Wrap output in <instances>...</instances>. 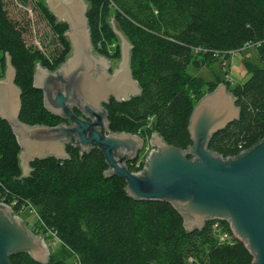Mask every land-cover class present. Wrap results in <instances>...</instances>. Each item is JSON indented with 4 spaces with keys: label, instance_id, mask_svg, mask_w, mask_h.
<instances>
[{
    "label": "trees",
    "instance_id": "16d2710c",
    "mask_svg": "<svg viewBox=\"0 0 264 264\" xmlns=\"http://www.w3.org/2000/svg\"><path fill=\"white\" fill-rule=\"evenodd\" d=\"M31 1L59 46L50 58L27 45V27L12 19L0 0V77L9 53L22 90L20 119L29 125L55 126L65 120L47 111L43 92L33 86V74L37 62L55 70L65 61L71 52L64 35L68 25L56 20L44 0ZM86 1L94 48L120 58L119 45L113 55L108 53L116 37L113 19L133 45V76L142 88L141 95L127 102L112 98L105 105L111 131L144 137L156 131L170 145L186 149L192 144L188 125L194 106L224 82L237 97L241 116L213 136L210 149L231 157L264 138V0ZM247 46L257 48L262 65L251 64L243 83L233 85L218 77L206 83L188 72L190 66H209ZM67 151L70 159L36 160L31 174L21 178L20 146L9 124L0 119L1 198L18 213L30 205L35 209L36 221L30 227L35 233H56L59 241L57 246L49 244L46 264H68L72 258L78 264L253 263L227 222L208 221L202 230L189 233L171 203L136 201L128 196L125 179L106 177L108 165L100 150L81 155L79 148L68 146ZM137 162L129 163L130 170L142 168L143 162ZM215 223L232 235V241H219ZM10 262L41 264L25 252L12 255Z\"/></svg>",
    "mask_w": 264,
    "mask_h": 264
},
{
    "label": "water",
    "instance_id": "95a60500",
    "mask_svg": "<svg viewBox=\"0 0 264 264\" xmlns=\"http://www.w3.org/2000/svg\"><path fill=\"white\" fill-rule=\"evenodd\" d=\"M45 5L58 22L68 25L64 35L71 52L55 70L37 62L33 86L43 92L47 111L65 122L29 125L20 119L22 90L6 53L0 119L9 124L20 146L21 178L31 174L36 160L70 159L68 146L79 148L81 155L98 149L108 165L105 176L125 179L130 198L171 203L189 233L202 230L208 221H225L253 256L252 264H264V138L231 157L209 147L215 134L241 116L229 86L221 82L198 100L188 125L192 144L186 149L170 145L156 131L148 137L113 132L105 105L112 98L127 102L142 94L131 66L133 45L112 19L120 39V61L113 67L109 57L95 51L86 0H45ZM146 148L142 168L130 170L129 163L139 160ZM21 252L41 264L51 255L44 236L0 201V264H11L10 257Z\"/></svg>",
    "mask_w": 264,
    "mask_h": 264
},
{
    "label": "rangeland",
    "instance_id": "374dc122",
    "mask_svg": "<svg viewBox=\"0 0 264 264\" xmlns=\"http://www.w3.org/2000/svg\"><path fill=\"white\" fill-rule=\"evenodd\" d=\"M3 1L6 4V8L10 17L15 21H18L20 25H25L27 27V32L24 35L27 45L32 48L39 49L42 53L51 58L57 50L59 42L57 41L56 36L54 35L50 26L47 24L46 20L41 16L36 3L31 0ZM111 43L112 49L117 47V45L120 47V39L117 37V35L112 39ZM95 51L97 52L96 49ZM1 58L2 52L0 51V60ZM110 60L112 66L116 67L120 61V58L110 57ZM251 64L256 66L262 65L258 57L257 48L255 46H247L241 51H235L228 55L227 58L222 57L211 65L203 66L200 69H194L192 66H190L188 68V72L194 76L202 78L206 83L213 82L218 77L226 79L234 85L243 83L249 78V66ZM148 151L149 149L146 148L139 157H144ZM19 215L24 219L29 228L36 221V214L30 206H26L21 212H19ZM214 225L218 224L215 223ZM216 229L219 230L222 228L220 225H218V227L216 226ZM67 263L75 264L76 259L72 258L68 260Z\"/></svg>",
    "mask_w": 264,
    "mask_h": 264
},
{
    "label": "built area",
    "instance_id": "2783aa9c",
    "mask_svg": "<svg viewBox=\"0 0 264 264\" xmlns=\"http://www.w3.org/2000/svg\"><path fill=\"white\" fill-rule=\"evenodd\" d=\"M98 48L99 49H101L102 48V45H101V43H99V45H98ZM98 52V51H97ZM108 53L110 54V55H113V50H112V48L111 47H109L108 48ZM110 58V57H109ZM143 159H144V157H142V158H140L139 160H138V166H139V163L140 162H142L143 161ZM138 171V170H137ZM2 196H1V193H0V201H2V202H5L4 201V199L3 198H1ZM6 203V202H5ZM8 204V203H7ZM10 205V204H9ZM10 206H12V205H10ZM30 207L33 209V211L35 212V214H36V211H35V209L30 205ZM24 209V208H23ZM216 224H218V223H216ZM219 225V224H218ZM218 225H214L213 227H214V229H215V231H216V233H217V235H218V238H219V241L220 242H222V243H225V242H230V241H232V235H230L228 232H225V231H222V229H216V226L218 227ZM40 235H43L44 236V238H45V240H46V238H48V240H46V242H47V244L49 245V244H51V245H53V246H56L57 245V243H58V238H57V236H56V233L54 232V231H48L46 234H43V233H40ZM75 264H78V262L76 261V263Z\"/></svg>",
    "mask_w": 264,
    "mask_h": 264
},
{
    "label": "flooded vegetation",
    "instance_id": "af4514ba",
    "mask_svg": "<svg viewBox=\"0 0 264 264\" xmlns=\"http://www.w3.org/2000/svg\"><path fill=\"white\" fill-rule=\"evenodd\" d=\"M77 112V110H75V113ZM77 115H80L78 112L76 113ZM138 135H141V134H138ZM142 136V135H141ZM142 137H144V136H142Z\"/></svg>",
    "mask_w": 264,
    "mask_h": 264
}]
</instances>
